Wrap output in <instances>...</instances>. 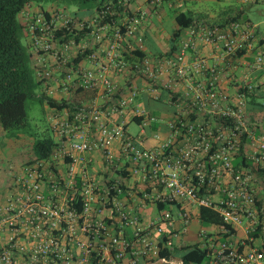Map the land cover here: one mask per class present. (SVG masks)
I'll use <instances>...</instances> for the list:
<instances>
[{
	"label": "built area",
	"instance_id": "1",
	"mask_svg": "<svg viewBox=\"0 0 264 264\" xmlns=\"http://www.w3.org/2000/svg\"><path fill=\"white\" fill-rule=\"evenodd\" d=\"M150 9L120 0L90 16L24 12L43 91L67 105L49 114L50 155L11 167L0 264H196L182 258L189 246L207 251L203 264H264V120L248 109L253 84L221 87L242 51L264 69L257 27L196 19L170 53L141 55ZM128 70L148 85L121 84ZM84 92L91 103L78 102ZM142 92L160 102L166 93L171 117L144 108ZM204 207L230 228L189 238Z\"/></svg>",
	"mask_w": 264,
	"mask_h": 264
},
{
	"label": "trees",
	"instance_id": "2",
	"mask_svg": "<svg viewBox=\"0 0 264 264\" xmlns=\"http://www.w3.org/2000/svg\"><path fill=\"white\" fill-rule=\"evenodd\" d=\"M47 0H0V135L6 134L9 137H20V134L28 133V110L27 101L39 99L42 103L47 102L52 108L62 109L67 103H60L58 100L49 97L43 91V80L39 79L33 66V53L31 50L30 36L27 31L24 12L32 10H46L43 4ZM70 3L83 6L91 1L98 3L97 7L110 1L120 0H68ZM137 0H129L132 3ZM164 2H175L176 0H159ZM261 2V1H251ZM128 5V3H126ZM124 8V7H123ZM120 8L118 12H123ZM67 9V8H63ZM117 13L115 17H118ZM242 12H236L234 8L225 10L216 19L210 20L207 14L196 16L191 10L189 12H179L175 19L178 28L172 36L175 49L178 39L181 37L183 30L189 27L196 19L204 18L211 23L225 25L233 20L242 19ZM243 21H251L243 20ZM252 22V21H251ZM28 37V43L23 39ZM72 39V36L68 37ZM138 54L146 52L137 51ZM245 51L239 53L242 55ZM255 92L249 94L252 96ZM264 108V103L259 104ZM32 138L31 150L28 152L29 159L34 157L47 158L54 145V138L51 128L45 130L42 134L34 135L28 133ZM27 134V135H28ZM2 148V146H0ZM8 188V187H7ZM6 188V190H7ZM261 203V207H262ZM200 217L203 225H219L220 227L230 228L221 215L210 208H202ZM182 258L186 262L203 264L207 258V251L198 246H189L183 249Z\"/></svg>",
	"mask_w": 264,
	"mask_h": 264
},
{
	"label": "rangeland",
	"instance_id": "3",
	"mask_svg": "<svg viewBox=\"0 0 264 264\" xmlns=\"http://www.w3.org/2000/svg\"><path fill=\"white\" fill-rule=\"evenodd\" d=\"M162 2V1H161ZM164 4V9L162 15L164 16L163 21L157 25V38H159L160 43L165 44L168 40L170 42L171 35L173 31L177 28L178 24L176 22L175 16L179 12H189L190 10L196 15L207 14L210 20L216 19L225 10L234 8L236 12H242V20L252 19L253 22L260 25L262 31H264V2H250L244 0H177L173 2V5L177 7L175 9L170 8L169 2H162ZM45 7H57V8H67L69 11L75 13H90L95 10L98 3L96 1H91L90 3L79 6L70 3L68 0H47L43 3ZM154 36V35H153ZM154 37H150L151 43L155 44V48H158V44L154 41ZM24 43H28V37L25 36L23 39ZM262 101L264 99L262 98ZM152 105V104H151ZM149 109L157 116H163L169 111L164 107L149 106ZM28 110V133L34 135H40L45 130L49 129L51 123L49 120V114L51 112V107L47 102L42 103L39 99H29L27 101ZM132 133H137L140 131V127L136 123H132L130 126ZM27 133V134H28ZM26 133L20 134L19 138L13 136L12 138L6 134L0 135V204L4 197L6 191L5 177L1 174L6 169L10 170L9 166H20L30 157L28 152L31 150L32 138ZM11 166V167H12ZM208 227L207 225H203ZM210 226V225H209ZM201 225L193 227L195 229H200ZM196 230V231H197Z\"/></svg>",
	"mask_w": 264,
	"mask_h": 264
},
{
	"label": "crops",
	"instance_id": "4",
	"mask_svg": "<svg viewBox=\"0 0 264 264\" xmlns=\"http://www.w3.org/2000/svg\"><path fill=\"white\" fill-rule=\"evenodd\" d=\"M169 4H170V8H172V9H175L177 7L176 5H173L172 2H170ZM148 6H149V8H151L150 9L151 13H150V16L148 17L145 25L143 26V34H144V39H145V47L143 49V52H146L144 54H151V55L168 54L174 48L172 36H173L174 32L176 31V29L178 28V26L173 31L171 38H170V42H168V40H167L165 42V44L160 43L159 38H157V34H158L157 25L160 24L164 19V16L162 15V11L164 9V4L162 3L160 6L157 7V9H155L154 7H151L146 0H137V1H134L131 3V8L133 10L139 9V8H148ZM96 9H97V7H96ZM95 10L91 11L90 13H85L82 15L90 16V15L95 13ZM79 14H81V13H79ZM248 19H250V18H248ZM250 20L252 21V19H250ZM253 23L256 25L257 30L259 32V36L261 37L260 45H264V31L261 30L259 24L255 23V22H253ZM150 37L155 38L154 41H156L155 43L158 44V48H155V46H154L155 44L151 43V41L149 40ZM244 54L245 53H243L242 55H239L236 58V60H235V65H236L235 68L236 69L234 71L228 72L227 74H225L223 76L221 87L227 93L235 94L237 92V89L239 88V85H241L243 83H247V81L249 83L253 84L255 87L253 92H255V94H253L252 96H250V95L248 96V109L253 116L260 117L262 120H264V108H261L259 105L260 103H264V101H262V98L264 99V69H253V68L248 67L247 63L252 62L254 57H253V54H251V53H248V54L246 53L245 55ZM117 78H118L117 80L123 85H125V84H128L130 86L131 85H137L140 88H145L149 82V80L147 78L142 77V76L138 77L136 74H134L130 70H128L124 75L118 76ZM179 88H180V90L183 89L180 86H178V89ZM76 97H77V100L80 104L81 103L88 104L94 100L95 93L94 92H84V93L77 95ZM167 97H168V95L166 93H164V95H163L164 100L160 102V101H156L155 99H153L152 96L147 94L146 92H142L141 95L139 96L138 100H139L140 104L144 108H146L148 111H151L149 109V106H152V105L157 106L158 108L164 107L169 112L164 114L163 116H159V117L169 118L172 115V112H173L172 109L173 108L167 102ZM1 151L2 150L0 149V152ZM240 159L241 158H238L236 161L239 162ZM11 166H9L10 170L6 169L1 174L6 179L5 180L6 188L9 187V185L12 183V180H13V175L11 172ZM14 167L17 168L18 167L17 164ZM261 193H264V191H262ZM262 197L264 198V194ZM2 200H1V202H2ZM262 205L264 208V203H262ZM197 225H201V227H202V222L198 219V217L195 218V220L193 221V223L190 227L189 238H193L194 235L196 236V233L198 232L199 229L198 230L195 229L194 231L192 229L194 226H197Z\"/></svg>",
	"mask_w": 264,
	"mask_h": 264
}]
</instances>
